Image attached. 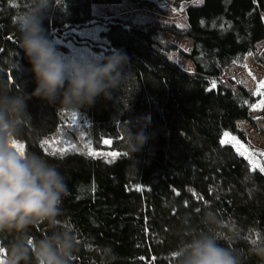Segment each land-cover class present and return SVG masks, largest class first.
Listing matches in <instances>:
<instances>
[{"label": "trees", "instance_id": "16d2710c", "mask_svg": "<svg viewBox=\"0 0 264 264\" xmlns=\"http://www.w3.org/2000/svg\"><path fill=\"white\" fill-rule=\"evenodd\" d=\"M123 1L52 0L44 26L53 42L64 38L104 48L94 62L122 49L130 58L129 75L111 100L98 98L90 108L68 110L33 98L28 102L31 118L20 125L25 149L65 177L67 195L57 219L77 243L70 264H177L176 251L184 241L217 228L205 223L206 216L219 222L220 243L230 246L241 264H264L250 253L253 245L264 244V173L253 170L234 145L221 143L230 130L264 163V149L238 126L242 120L256 126L252 110L262 92L243 83L236 91L223 80L264 40V0L189 4L186 27L93 12L94 5ZM130 1L171 11L157 0ZM186 1L193 0H172L173 8L182 9ZM29 4L0 0V85L11 93H30L35 87L14 23ZM93 24L102 25L98 34L82 38L74 32ZM160 31L192 39L187 55L194 72L169 58L167 52L177 50L176 45H158ZM141 128L148 140L134 152L128 133ZM58 148L67 151L53 155ZM30 231L40 238L48 226ZM11 238L0 236L3 250ZM6 255L3 251L0 258Z\"/></svg>", "mask_w": 264, "mask_h": 264}, {"label": "clouds", "instance_id": "9594fccd", "mask_svg": "<svg viewBox=\"0 0 264 264\" xmlns=\"http://www.w3.org/2000/svg\"><path fill=\"white\" fill-rule=\"evenodd\" d=\"M51 8L52 0H30L14 20L35 87L30 93H11L0 85V236L12 237L4 247L5 264H70L78 251L71 231L57 219L67 195L65 177L41 155L11 146L20 143V125L31 118L28 102L35 98L68 110L90 108L98 98L111 100L129 75L130 58L122 49L100 62L65 58L44 26ZM147 140L143 128L128 133L134 152ZM45 223L48 231L40 238L31 234L32 227ZM205 223L217 228L184 241L176 251L177 264H241L239 255L220 243L219 222L206 216ZM250 253L264 260V244L253 245Z\"/></svg>", "mask_w": 264, "mask_h": 264}, {"label": "rangeland", "instance_id": "374dc122", "mask_svg": "<svg viewBox=\"0 0 264 264\" xmlns=\"http://www.w3.org/2000/svg\"><path fill=\"white\" fill-rule=\"evenodd\" d=\"M157 1L162 8L170 9L171 11L166 12L161 9L141 7L137 6L130 0H124L123 3H121L120 5H94L93 12L98 14L99 16H102V14H104L105 16H110L111 14H114L110 17H132L135 21L140 22L151 19H159L166 22H173L180 27H186L188 25L186 7L189 4H195L199 2V0L186 1L183 3L182 9L175 10L172 5V0ZM101 28V24H93L89 26L75 28L74 32L83 38L88 36V34H90L91 32L98 34ZM155 38L160 47L168 44L176 45L177 50L167 52L169 58L175 60L186 70L195 71L194 64L187 55L192 49L193 42L191 38L179 37L164 31H160L155 36ZM54 43L63 44L66 47V50L57 48L60 53L65 55V58L77 59L83 62H94V60L99 59L105 51L104 48H94L90 45H83L71 39L55 38ZM223 80L236 91L238 90V85L240 83H243L257 92L260 91L264 93V88L261 87V84L264 83V40L257 44V52L254 54H249L244 64H233L231 68L227 71V73L223 76ZM262 99H264V95ZM252 118L254 119L256 126L252 122L247 120L240 121L238 123V126L246 133L248 140L255 147L264 149V132H262L264 131V107H260V101L254 106V109L252 110ZM225 133H228V143L234 145L235 148L238 150L236 144L232 142V138H235V141L242 146V150H246L247 153L252 154L253 160H255L257 163H263L260 158H258L249 150L247 145L241 140L239 136H237L230 130H227ZM224 134L222 136V140L226 139ZM1 253H3V251L0 252V255Z\"/></svg>", "mask_w": 264, "mask_h": 264}, {"label": "snow or ice", "instance_id": "6c2138e0", "mask_svg": "<svg viewBox=\"0 0 264 264\" xmlns=\"http://www.w3.org/2000/svg\"><path fill=\"white\" fill-rule=\"evenodd\" d=\"M213 87H215V82H213ZM261 87L264 88V83L261 84ZM260 95H264V93H259ZM260 107H264V99H262L260 101ZM75 117V114H73V118ZM225 138L224 140L221 141V143H225L228 142L227 141V137H228V133H225ZM232 142L236 144L238 150L240 151L241 155H245L250 162L253 165V170L258 169L261 173H264V163H257L255 160L252 159V154L247 153L246 150H242V146L238 144V142L235 141V138H232ZM107 143V141H106ZM44 144H48L47 141L44 142ZM12 147H14L17 151L23 153V151L25 150V146L22 143H13L11 145ZM49 147H51V145H49ZM67 149L65 148H58L56 149V151H54L52 154L55 155L57 152H59L61 155H63L64 153H66ZM93 153L89 152V155H91ZM115 155V154H113ZM264 155V154H262ZM4 251L2 247H0V252ZM0 264H5V260L4 259H0Z\"/></svg>", "mask_w": 264, "mask_h": 264}, {"label": "crops", "instance_id": "0c3cea01", "mask_svg": "<svg viewBox=\"0 0 264 264\" xmlns=\"http://www.w3.org/2000/svg\"><path fill=\"white\" fill-rule=\"evenodd\" d=\"M202 1H203V0H199V2H197V3H195V4H200V3H202ZM114 5H120V4H114ZM104 13H106V12H104ZM113 13H114V12H113ZM94 14H96V13H94ZM96 15H98V14H96ZM111 15H114V14H111ZM111 15H110V16H111ZM102 16H103V17H107V18L110 17V16H105L104 14H102ZM194 69H195V68H194ZM188 71H189V72H194V71H190V70H188Z\"/></svg>", "mask_w": 264, "mask_h": 264}, {"label": "water", "instance_id": "95a60500", "mask_svg": "<svg viewBox=\"0 0 264 264\" xmlns=\"http://www.w3.org/2000/svg\"><path fill=\"white\" fill-rule=\"evenodd\" d=\"M96 20H94L92 23H94Z\"/></svg>", "mask_w": 264, "mask_h": 264}, {"label": "bare ground", "instance_id": "6f19581e", "mask_svg": "<svg viewBox=\"0 0 264 264\" xmlns=\"http://www.w3.org/2000/svg\"><path fill=\"white\" fill-rule=\"evenodd\" d=\"M95 23V22H94Z\"/></svg>", "mask_w": 264, "mask_h": 264}]
</instances>
